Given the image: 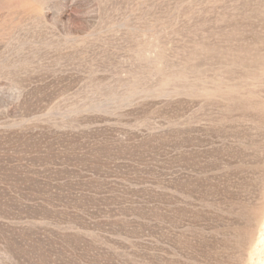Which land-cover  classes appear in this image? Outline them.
I'll return each mask as SVG.
<instances>
[{
	"label": "rangeland",
	"instance_id": "374dc122",
	"mask_svg": "<svg viewBox=\"0 0 264 264\" xmlns=\"http://www.w3.org/2000/svg\"><path fill=\"white\" fill-rule=\"evenodd\" d=\"M0 264H264V0H0Z\"/></svg>",
	"mask_w": 264,
	"mask_h": 264
}]
</instances>
